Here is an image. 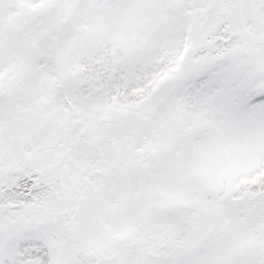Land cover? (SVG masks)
Segmentation results:
<instances>
[{
	"label": "snow or ice",
	"instance_id": "obj_1",
	"mask_svg": "<svg viewBox=\"0 0 264 264\" xmlns=\"http://www.w3.org/2000/svg\"><path fill=\"white\" fill-rule=\"evenodd\" d=\"M0 264H264V0H0Z\"/></svg>",
	"mask_w": 264,
	"mask_h": 264
}]
</instances>
